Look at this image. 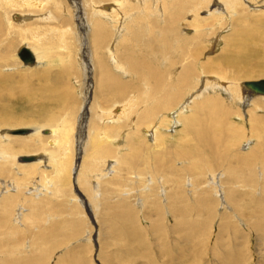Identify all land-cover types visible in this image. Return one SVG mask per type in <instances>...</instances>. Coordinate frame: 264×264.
<instances>
[{"label":"rangeland","instance_id":"374dc122","mask_svg":"<svg viewBox=\"0 0 264 264\" xmlns=\"http://www.w3.org/2000/svg\"><path fill=\"white\" fill-rule=\"evenodd\" d=\"M200 1L201 0L197 1L199 3L200 13L198 12V19L196 21L192 13H184L181 15L180 20L174 25H170V20L166 12L162 16L159 14L158 18L154 17L153 20L155 18L158 19L160 24L166 25L167 28H176L178 30H176L177 32L171 31V33H173L171 38L173 41H171L177 42L178 36H182V33L186 36L193 35L194 27L202 24L209 27V25H212L217 20V16L215 15L208 16L207 11L212 9H216L217 11L218 9L221 10L218 7L220 4L215 2L216 0ZM55 2L58 3V8L54 6ZM108 2H113V0L104 1L105 4ZM241 3L245 7V10L240 14L241 16L250 17L251 14L258 18L261 16L259 13L260 10L264 9L263 7L253 6V4L248 3L247 0H241ZM88 4H90L88 0H58V2L57 0H45L46 9L52 10L51 12L54 14L52 24H64L61 18L62 15H60L61 10L62 14L65 12L70 16L67 18V24L69 25L64 24L68 33L70 32L68 35L72 36L69 39L68 50L56 45V38L58 36L49 38L46 35L48 32H41L39 40L40 42L42 41L41 43L35 38L36 35L34 33L29 37V41H22L19 39L17 42H14L13 47L7 48L3 52V55H5L8 60L7 64L13 68L12 70L5 69L3 72H9L10 78L7 80V83L14 92L13 95L11 94V97L8 91H0V115H5L1 118L3 122L5 120L14 119L16 125L13 123L12 125L15 127L12 126V129L29 127L26 124L20 123H23L26 116H34L35 120L38 121L37 125L43 127L40 128L42 129L40 131V136L49 139V128L52 124H55V122H49L44 125L42 118H46L43 117V114H35L38 110L37 105L31 107V104L26 102V99L22 100L20 98V91L26 86L32 88L36 94L32 93L35 96H33V98L39 106L40 100L44 99L40 94H42L41 85H45V78L48 76L50 84H54V76L57 75L59 76V80L56 83L58 85L57 92L62 94L63 86H66V90L70 88L67 94L65 93L66 96L68 95L67 98L63 92V105L67 106L65 103H70L66 110L65 108L63 109L64 111L69 110L70 113H73H71L72 116L69 114V117L71 122H73L74 131H72L69 136L68 146L61 147L62 145L60 143V146H58L59 144L57 145L54 141H52L54 143L53 146H50V141L51 139L53 140L52 137L49 139V142L47 139V141H45L46 148L55 149V152L58 153L59 157H56L61 158L64 154L69 155V158L64 161L67 164H65L64 167H59L60 171H57L55 165L48 161L47 163L49 165L45 166L42 163V165L36 167L35 171L33 170L29 174L27 169L25 170L22 167L23 163L27 162H22V165H19L18 156L15 158V165L12 164L11 167H8L9 171L7 174L0 173V197L3 194L5 195H3L1 200L8 196V192L9 194L11 193L12 196L11 200L6 203L7 206L5 203H2L3 205L0 204V264H264V158L260 155H258V158L252 155V159L249 160V163H246L242 161L244 158L237 159L234 154L236 150L238 152L243 151V153L248 152V146L257 141V136L255 138L252 136V133L250 134V132H252L251 128L253 127L249 121V114L253 113L254 115L255 112L257 114L260 111V116L262 115V118L264 116V98L252 103L254 99H251V95L241 85L244 80L264 78V73L262 72L264 64L260 55L257 57V53L263 55L261 51L258 49L255 50L253 47L249 49L237 46L239 42L238 38L234 39L232 34L234 30L233 24L231 25L234 18L233 16L229 21L225 22L228 24L224 23L220 27L217 25L213 26L207 38L199 44L202 49V54L200 56L201 62H205L207 58L216 59L220 56L222 58V54L225 53L226 55L229 53L227 57L229 56V60H233L236 56H244V54H253L255 52L253 58L244 61V65L229 63L228 67L226 66V70L229 71V74L234 71H240V69L246 70V75L238 74V78L234 79V83L240 82V91H243V93L242 91L241 93L244 96H248L247 100L250 102H244V98H241L238 92L239 89L237 88V96L241 101L237 99V102H235V109L238 108V111H241V116L246 117H244V120L237 115L231 117L234 121L233 124L236 126L232 125V127L230 126L226 130L228 133L231 131L228 140L230 145L227 147V150L229 148V152L224 154L227 157L223 155L224 161L222 162V156H220L221 163L214 167L217 168V171H212L214 168H204L206 164L204 158L207 156V153L201 148H198L200 150H196L198 146L196 147L191 139L188 140V145L192 147V151L196 150L195 153L199 154L197 155L198 158H202V165L196 164L193 166L191 165L192 160L190 161L189 159L187 160V164L186 161L184 162L183 158L179 159V156H177L176 147L179 143L180 136V134L177 135V133H179V129L182 127V122L180 121L173 124V118L181 108L178 110L175 109L176 113L175 111H170L172 124H170L171 126L162 127L163 138H165L166 141L161 144H153L156 142L152 132L153 129L144 128V124H142L140 126L141 129L135 133V126L133 127V113L121 117L119 119L121 120L120 122L115 121L114 123H110L108 120L107 122L108 125L111 126V130H108L105 134L117 137L113 141L118 144L117 146H119V148H123L124 151L121 154H116L118 159L110 157L111 155H105V158H103V156L95 155L92 152V138H94L95 135L91 134V132L96 129L95 126L89 128V119L91 114L94 115L95 112V110L91 111L93 94L91 93L89 95V100L86 104L84 99L86 88L92 90L96 85V79L93 82L92 74L88 82V74L96 70L93 69L90 54L82 53L84 52L85 45H87V40L85 38L86 33H88L87 27L78 19L80 15L78 17L75 16L77 7L83 8L84 10L81 9V11H85L88 16L90 13ZM216 7H218V9ZM55 10H58L59 13ZM76 11L80 13V10ZM90 15L91 13L89 17ZM250 18L252 19V17ZM39 19L40 16L33 18V20ZM261 19L262 20L259 21L257 25L260 24V26L263 27L262 29H264V16H262ZM252 20H254V17ZM247 22H250V20ZM36 23L44 28L45 23L39 21H36ZM164 29L166 30V28ZM82 30L83 32H81ZM136 33L138 35H134L130 32V36L140 38L139 44L137 43V45L146 48V44L150 40L149 30L145 28L143 31H138ZM142 34L143 36H141ZM51 35L53 34L51 33ZM34 39L37 40V42H35ZM113 39L116 41H114L112 45L116 47L119 46L118 49L120 50L118 55H116L117 59L115 56H113L112 59L106 50L103 51V57L110 62V66L116 64L114 60H118L123 66L126 65L127 67L128 65V69L126 68L128 77L126 79L133 85L134 82L131 81V78L134 77L130 67L133 64L130 60L131 57L125 56L126 48L123 50L119 45L122 41L121 37L118 39L114 37ZM113 39L109 37L105 42L112 43ZM84 40L85 44L83 43ZM133 41H136V39ZM244 41L245 39L243 38V44ZM22 44L27 47L34 46L38 52L42 50L40 49L41 46L46 52V48L49 47V45H55L52 48L53 54H57V58H64L66 54L70 55L74 61V65L76 61V67L66 76L67 80L64 77L65 81L62 83L61 64H59L60 66L56 65L53 66L52 69H49L45 66L49 58L41 55L39 56L40 62L37 64L39 66L35 68L37 69L36 74L30 76L28 71H26L19 62V64H17L12 57L17 47ZM116 47L115 50H117ZM54 49L56 50L54 51ZM157 49L160 48L157 47L154 52H158L159 50ZM62 50L65 53L61 52ZM128 60L130 63L127 62ZM83 65L84 69L81 67ZM79 66L81 68H79ZM22 71L24 75H19ZM142 72H145V70ZM0 77L2 76L0 75ZM2 80L3 77L0 79V82ZM93 90H95V92L97 91L95 87ZM133 93L136 94V92H131L129 89L127 96ZM126 97L122 98V100ZM68 98L71 99L68 100ZM110 98V96L99 97L96 95L95 101L99 107L105 108L113 101ZM46 99L49 100V98L45 97L44 100ZM117 99L119 100V98ZM122 100L121 102H123ZM137 101L138 100H136L135 103H137ZM258 102L263 106L255 110L254 108L257 107L256 104ZM128 104L130 105V103ZM117 106L118 107L113 109V113L118 114L120 107V111L122 110L123 104L120 103ZM139 106L137 109L134 107V113L137 114V112L142 109V106ZM63 109H61L62 112H64ZM251 109L254 110L250 112ZM246 110L248 115H246ZM190 111L191 109L188 107L186 112L188 113ZM113 113L110 112L107 119L114 120ZM52 115H54V117L56 116L55 119L61 117L59 114L52 113ZM47 116H49V114ZM17 117L20 119H17ZM22 117L25 118L23 119ZM131 117L133 118L131 119ZM3 124L9 125L8 123ZM104 124L105 123H103L102 132ZM113 124L116 125L114 126ZM95 125L97 126L98 123L95 122ZM52 126L51 128H54V126ZM3 127L5 128V126ZM3 127L0 128L2 129ZM145 129L147 132H145ZM140 135H143L145 140L152 144L148 146L145 142L148 146L147 148L151 150L153 147V150L158 153L157 155L150 157L149 155L153 151L139 154L138 149L136 150L138 154L134 153L136 147L142 146L141 142L137 140ZM185 136L186 134L184 137ZM73 137L75 139H73ZM189 142L191 143L189 144ZM261 146L264 149V144ZM78 147H81V153H77L76 148ZM147 148H144V150ZM66 149H70L69 152ZM191 149L186 148V151L191 152ZM34 153L35 152L23 153L20 154V156L27 154L33 155ZM36 153L40 154L43 152L39 150ZM222 153L223 151L221 154ZM78 154L81 158L85 157L91 168L90 172L83 176V178H80L79 182L76 177L78 170L75 167ZM172 159L174 161H172ZM158 165H161V167L158 168ZM189 165L194 168L187 169ZM196 166H198V168ZM92 167H94L96 171H94ZM102 169L108 173V175L98 180L95 179L98 177V173L103 171ZM58 172H60L59 174L61 177L59 180L57 179L58 175H56ZM150 175H158L162 183L155 181V183L152 184L151 182L150 186H148L149 188H145L147 187L145 186L146 180ZM211 175L215 176V180L209 185L208 181L212 179ZM179 178L181 179L179 180ZM48 181L50 182L48 183ZM147 181H149V179ZM4 183L7 187L11 185L17 187L18 190L16 188L8 190L6 186H3ZM40 183L42 184L41 187L39 185ZM43 185L44 187L42 188ZM176 185H179V187L181 185L179 189L182 195L169 198L168 196L172 193ZM213 185L217 186L216 190H213ZM15 192L17 193L15 194ZM13 201L15 203L11 204Z\"/></svg>","mask_w":264,"mask_h":264},{"label":"bare ground","instance_id":"6f19581e","mask_svg":"<svg viewBox=\"0 0 264 264\" xmlns=\"http://www.w3.org/2000/svg\"><path fill=\"white\" fill-rule=\"evenodd\" d=\"M88 1L90 3L88 4L89 10L91 13L90 17H89L90 13L87 16V13L85 11H81V9L83 8H78V7H77L78 9L76 8V10L78 11L80 10V13L81 12L82 13L80 14L79 12L75 10V16L78 17L80 15V18L78 19H80L81 23L82 24L84 23L87 27L88 33H86V37H85L87 40V45H85L84 52L82 53L90 54L92 58L93 69L96 70L95 72H93L94 74L92 72L90 73L89 71L90 74H88V82L92 74L93 82L96 79L95 81L96 85L94 87L97 91L95 92V90H93L94 87L92 88V90H89V88H86L87 90H86V95L84 98L85 104H86V102L89 100V95L91 93L93 94L92 103H91L92 105L91 111L95 110V112H94V115L91 114V117L89 119L90 120L89 128L93 126H95L96 128L95 130L91 132V134L95 135V137L92 138L93 154L103 156V158H105L104 157L105 155H111L110 157L117 158L116 154L117 153L121 154L124 151L123 148H119V146H117L118 144L113 141L117 137H113V136H109L108 134H105V132H107L108 130H111L110 129L111 126L108 125V122H107L108 120L110 123H114L115 121L120 122L121 120L119 119L121 117H124L127 114L133 113L134 114L133 117L135 118V120L133 117H131V119L133 118V127L135 126V129H134L135 133L138 132L139 129H141L140 126L144 124L145 125L144 128L153 129L152 132L156 139V142L153 144H157V143L161 144L166 141V139L163 138L162 127L171 126L170 124H172V119L170 117L171 116L170 111L172 112V111H175V109L178 110L179 108H181L177 111V115L173 118L174 120L173 124H176L177 122H180V121L182 122V127L181 129H179V133H177V135L180 134L179 143L177 144V147H176L177 156H179V159L183 158L184 162L186 161V163L188 159L190 161L192 160L191 165L193 166H195L196 164L202 165V158L201 157L198 158L197 155L199 154L195 153L196 150H200L198 148H201L207 153L206 154L207 156L204 158V161L206 163L204 165V168L205 167L208 169L214 168L215 165L220 164L222 161H224L223 155L229 152V148L227 150V147L228 145H230V142H228V140H229V135L231 132L230 131L228 133L226 130L230 126L232 127V125H234L233 124L234 121L232 120L231 117L233 115H237L239 118H243L242 120H244V117H246L244 115H243L244 117L241 116V111H238L239 110L238 108L235 109L236 107L235 102H237V99H239V97L237 96V90L239 89L238 92L240 93L241 98H244L245 103L250 102L247 100L248 96H244L242 94L243 93L242 90H241L242 91L241 93L240 91L241 87L239 86L240 82L234 83V79L238 78V74L243 75L246 73V70L240 69V71H236L237 73L234 71L235 73L233 72L229 74V71L226 70V66L228 67L229 63L244 65L243 64L244 61L246 59L253 58L255 55V52L253 54L252 53L247 54V55L244 54V56H239V57L236 56L233 58V60L232 59L229 60V56L227 57L229 53L227 55L225 53V54H222L223 55L222 58L221 56L216 59L207 58L205 62H201L200 56L202 54V49L199 44H201V42L207 38V35L212 30L213 26L217 25L218 27H220L226 21H229V19H231V17L233 16L234 18H233V22L231 23V25L233 24L234 30L232 31V34H233L234 39L238 38L239 42L237 43V46L241 48H249V49L253 47L255 50L256 49L260 50L263 55H261L260 53H257V57L260 55L262 62L264 64V46H263L264 45V29H262L263 27L260 26V24L257 25L258 22L262 20L261 19L262 16H264V9L260 10V13L257 12L261 15L259 18L251 14L250 17H252V19L254 17V20H252L248 16L240 15L245 10V7L241 3V0H216L215 2L220 4V6L218 7L222 11L219 10L218 7H216L218 11L216 9L207 11L208 16H214V15L217 16V20L215 21V23H213L212 25H209L207 22L209 27L205 26L204 24L197 26L198 28L194 27L193 35L186 36L182 33V36L179 35L178 38L176 37L178 39L177 42L176 41L172 42L173 40L171 38H172L173 33H171V31L173 32V31H176L177 29L167 28L166 25L160 24V21L158 19L155 18L153 20V18L154 17L158 18L159 14L160 16H162L166 12L170 20V25H174L178 20H180L181 15H183L184 13H192L194 20L196 21L198 19L197 14L200 9L199 3L197 2L198 0H177V1L176 0L174 1L173 0H113V2H108L106 4L104 3V1L107 2L111 0H88ZM247 1L248 3L253 4V6H259V7L264 8V0H247ZM54 6H56L57 8L59 7L58 3L56 2ZM51 11L46 9L45 0H0V64H1L0 75L3 77V80L0 82V91H4V92L8 91L11 97L14 93L7 83V80L10 78V75L8 74L9 72L8 73L3 72V70L5 71V69L6 70L13 69L10 65L7 64L8 60L6 56L3 55V52L7 48L13 47L14 42H17L19 39L22 41L23 40L29 41L30 39L29 37L32 36L34 33L36 35L35 38L39 41L41 32L43 33L48 32L46 35L49 38H52V36H58L56 38L57 39L56 45H58L59 47L63 49H67V50L69 49V39L72 36L68 35L70 32L68 33L67 29L64 27V24L69 25L67 24V18L70 16L68 13H65L64 10H63L64 13L62 14V10H61L60 15H62L61 18L64 24L63 25L57 24V23L52 24L54 20V14ZM55 11L59 13L58 10H55ZM36 16H40V19L33 20V18H35ZM248 20H250V22H247ZM36 21L45 23L44 28L42 26H39L38 23H36ZM225 24H228V23H225ZM5 26H6V29H5ZM145 28H147V30H149L150 32V40L146 44L147 47L142 48L140 47V45H137V43L140 41V38L131 37L130 32H132V34L135 35L137 34L136 32L143 31ZM164 28H166V30ZM58 29H61L64 32ZM81 32H83V30ZM51 33L53 35H51ZM141 36H143V34ZM109 37L111 39H113L114 37L117 39L121 37L122 41L119 45L123 48V50L124 48H126L125 56L131 57L130 60H131V63L133 64L130 67L132 69V74L134 75V77L131 78V81L134 82L133 85L129 83V81L126 79L128 77L127 70H126L128 65L127 67L126 65L123 66L120 62H118V60L116 61L114 60V63L116 64L114 66H110V62L106 58L103 57L104 50L108 52V55L111 56L112 59H113V56H115L116 58L117 57L116 55H118L120 51L118 49L119 46L116 47L112 45L114 44L113 42L116 40L113 39L112 43L105 42L107 38ZM134 38L136 39V41H133L135 40ZM243 38L245 39L244 44L242 43ZM37 40L34 39L35 42H37ZM83 43L85 44V40L83 41ZM21 46L27 47L24 44L19 45L15 51V54H12V57L14 58L17 64L20 63L21 66L26 71H28L30 76L36 74L37 69L35 68L39 66L37 64L40 62L39 56L41 55H44L46 58H49L45 65L49 69H52L53 66L61 64L62 67L60 69L62 71V77H63L62 83L63 81H65L64 77L67 80L66 76L69 74V72L73 68L76 67V61L74 65V61L72 60L70 55L66 54V57L64 58H57L58 55L53 54L52 48L55 45H52V46L49 45V47L46 48V52L42 46L40 48L42 50H39V52L34 46H31V47L28 46L27 48L31 51V53L33 54L35 58V63L33 65H25L17 54L18 49ZM115 47L117 50H115ZM157 47L160 48V49H157L159 51L154 52ZM56 49H54V51ZM61 52H63V50ZM230 61H233V62H230ZM127 62H129V60ZM81 67L84 69V65ZM81 67L79 66V68ZM143 70H145V72H142ZM262 72L264 73V69L262 70ZM19 75H24L23 71ZM203 75H206V76H203ZM2 77H0V79H2ZM58 80H59V76L56 75L54 76V81H55L54 84L53 83L50 84L48 80V76L45 78L44 80L45 85H41L42 94L40 95H42L44 99L45 97L49 98V100L46 99L48 100L46 101L44 99H41L39 106L38 104H36L37 102H35V99L33 98L35 91L32 88H29L28 86L24 87L20 91V98L22 100L26 99V102L30 103L31 107L37 105L38 110H37V113L35 114L37 115L43 114V117L46 118V119L42 118L44 125H46L49 122H55V124H52L54 128H51L52 125L50 126L52 130L49 128L50 130L49 137L53 138V140L51 139L49 145L53 146L54 143L52 141H54L56 142L57 145L60 143L62 145L61 147L63 146L65 147L66 145L68 146L69 136L71 132L74 131L73 122H71V119L69 117V114L71 115L72 112L70 113L69 110L64 111L63 109L65 108L66 110L69 107L68 104L70 103L66 102L65 104L67 106H64L62 95H63V92L64 94L65 93L67 94V91L70 88L67 85L69 89L66 90V86H63L62 88L63 92L62 94H59L57 92L58 85L56 84ZM223 81L224 82L226 81V82L224 83ZM60 82H61V77H60ZM30 89H31V92H30ZM129 89L131 92H136V94L133 93L134 95L132 94V95L127 96ZM96 95H98L99 97L100 96H105V97L110 96L111 97L110 99H112L113 101L110 104H108L105 108H101L95 101ZM124 97L126 98L122 100V98ZM251 97H250L251 99H254L252 100V103H255L256 101H260L261 98H264V96L262 95H251ZM117 98H119V100ZM70 99L71 98H68V100ZM121 100L123 102H121ZM136 100H138L137 103H135ZM120 103L123 104L122 110L120 111L121 109L120 107L118 114L113 113L112 112L113 109L118 107L117 105H119ZM128 103H130V105ZM139 105L142 106V109L139 110L136 114L134 113L135 111L134 107L137 109ZM263 105L260 102H258L256 104L257 107H255L254 109L258 110L260 109L259 107H262ZM187 106L191 109V111L188 113L186 112L188 108ZM61 109H63L64 112H62ZM254 109H251L250 112L253 111ZM110 112L114 114L113 115L114 120L107 119V116L110 114ZM259 112L257 114L255 112L254 115L253 113L249 114V119H250L249 121L251 123V126L254 128L253 129L250 127L252 129L251 130L252 132H250V134L252 133V136H254L255 138L257 136V141H255L252 145L248 146L249 147L247 148L248 152L243 153V151L238 152L236 150L234 153L235 158L237 159L244 158L242 161H245L246 163H249V160L252 159V155L257 156V158H258V155H260L262 158H264V149L261 146L264 144V116L262 118V115L260 116ZM52 113L59 114L61 115V117H59V119H55L56 116L54 117ZM48 114L49 116H47ZM246 115H248L247 110H246ZM3 116L5 115H0V127L5 126V128L4 127L2 129L0 128V133H1L0 134V140H1L0 142V173L1 174L8 173L9 171L8 167H11L12 164L15 165V158H17L18 156H19L18 162L20 163L19 165H22V162H27V163H23L22 167L25 170L27 169L29 174L33 170L35 171L36 167L38 165H42V163L45 166L49 165L47 163L48 161L52 162L55 165L57 171L58 170L60 171L59 169L60 166L64 167V165L67 164L64 161L67 158H69V155L64 154L61 156V158H58L59 156H58V153L55 152V149L53 150L52 148H49V149L46 148L45 141L48 140L49 142L50 138L47 139L46 137L43 138L42 136H40V131L42 130L40 128H43V127H40L39 125H37L38 121L35 120L34 116L33 117L29 116L30 118L26 116V119H24L25 117L24 118L22 117L24 120L22 119L23 123H20V124L28 125L29 127H22V128L29 129L28 133L30 134L26 133L28 135L23 134L21 136L17 134L13 135L9 133V131L12 130L13 127H15L12 125L13 123L15 124L14 122L15 120L9 119L3 122V120L1 119ZM17 119H20V118L17 117ZM95 122L98 123L97 126L95 125ZM3 123H8L9 125L7 126V125H4ZM103 123L105 124H104L103 132H102ZM113 125L115 126L116 124H113ZM146 129H145V132H147ZM144 134L146 135V133ZM185 134L186 136L184 137ZM3 139L6 141H4ZM73 139L75 138L73 137ZM190 139L195 143L194 145H196V147L198 146L196 150L194 151H192L191 149L192 147L188 145V140ZM137 140L141 142L142 146L136 147L134 149L135 154H138L136 152L137 149H138L139 154H142L144 152L147 153V151L148 152L153 151L150 153L149 155L150 157H153L158 154L156 151L153 150L154 149L153 147L151 150L147 148L151 143H149V141L147 142L143 135H140ZM145 142L148 144V146ZM190 143L191 142H189V144ZM60 144L58 146H60ZM144 148H147V149L144 150ZM186 148L191 149V152H187ZM76 149H77V153L82 152L81 147H78ZM37 150L38 151L42 150L43 153L37 154L36 153L38 152ZM222 151L223 153L221 154ZM32 152H35L33 155H37V158L34 161H20L19 160V158L22 156H31L28 154L20 156V154L32 153ZM220 156H222L221 162H220ZM80 158L81 157L78 154V158L75 162V167L78 170V172L76 171L77 172L76 177H77L78 182L80 181V178H83V176L88 174V172H90L91 170L89 163H87V160L85 159V157L84 158L82 157L81 159ZM172 161L174 160L172 159ZM160 167L161 165H158V168ZM196 167L198 168V166ZM92 168L94 169V167ZM191 168H194V167L190 165L187 166V169H191ZM216 169L217 168H214L212 169V171H217ZM94 171L96 170L94 169ZM59 173L60 172L56 174L58 175L57 176L58 180L61 179ZM107 175L108 173H106L103 170L98 173L97 175L98 177H96L95 179L98 180V179L104 178ZM46 176H47V173H46ZM214 177L215 176L211 175L212 179L208 181L209 185L215 180ZM148 179L149 181H147ZM180 179L181 178H179V180ZM147 180H146V185H145L147 187L145 188H149L148 186H150L151 182L152 184H154L155 181H159L160 183H162L161 182L162 180L159 178L158 175H154V176L150 175V177L147 178ZM49 182L50 181H48V183ZM43 183H46V182H43ZM85 184L87 185L86 181H85ZM39 185L41 187L42 184L40 183ZM3 186H6V184L4 183ZM10 186L9 187L6 186V188L8 190L9 189L11 190V188L17 189V187H13V186L10 187ZM43 187L44 185L42 186V188ZM180 187L179 185L174 186L172 193L170 195L168 194L169 196L168 195L167 196L169 198H172V197L175 198V196L179 197L180 195H182L179 189ZM212 187L214 188L213 190L217 189V186L213 185ZM16 193L17 192H15V194ZM3 195L0 197V204L5 203L6 205V203L9 200H11L12 196H11V193L9 194L8 192V196L4 197L3 200H1ZM14 201H15V197H14ZM14 201L11 202V204L15 203Z\"/></svg>","mask_w":264,"mask_h":264},{"label":"water","instance_id":"95a60500","mask_svg":"<svg viewBox=\"0 0 264 264\" xmlns=\"http://www.w3.org/2000/svg\"><path fill=\"white\" fill-rule=\"evenodd\" d=\"M19 58L25 65H33L35 63V58L31 51L25 47L21 46L17 52ZM241 85L248 91L251 95H262L264 96V78L251 79L242 81ZM29 132L27 128L12 129L9 131L11 134L23 135ZM37 155L22 156L19 158L20 161H34Z\"/></svg>","mask_w":264,"mask_h":264}]
</instances>
